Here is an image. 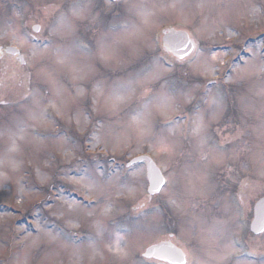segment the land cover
I'll list each match as a JSON object with an SVG mask.
<instances>
[{
    "label": "rangeland",
    "instance_id": "1",
    "mask_svg": "<svg viewBox=\"0 0 264 264\" xmlns=\"http://www.w3.org/2000/svg\"><path fill=\"white\" fill-rule=\"evenodd\" d=\"M122 1L0 0V46L27 61L0 55V264H145L171 234L187 264H264L243 227L264 198V0ZM168 28L190 59L159 54ZM99 145L150 157L166 188L149 200L144 166L123 176Z\"/></svg>",
    "mask_w": 264,
    "mask_h": 264
},
{
    "label": "water",
    "instance_id": "2",
    "mask_svg": "<svg viewBox=\"0 0 264 264\" xmlns=\"http://www.w3.org/2000/svg\"><path fill=\"white\" fill-rule=\"evenodd\" d=\"M117 1V0H114ZM34 32H39V27H34ZM163 44L167 51L173 53L179 58H185L189 56L194 48V42L190 39L186 32H177L170 30L164 32ZM8 53L11 55L18 54V51L9 49ZM145 162L147 165V179L149 182L148 193L150 196H154L160 193L164 186V178L162 177L159 169L154 162L146 157L138 158L132 163ZM251 232L259 235L264 232V199H261L254 207V220L251 225ZM145 256L147 258H156L159 260L169 261L172 264H185V259L182 253L174 245L170 243H161L150 247Z\"/></svg>",
    "mask_w": 264,
    "mask_h": 264
}]
</instances>
